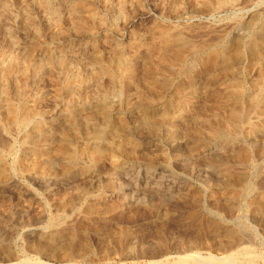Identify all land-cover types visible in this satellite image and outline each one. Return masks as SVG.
Returning <instances> with one entry per match:
<instances>
[{
  "label": "rangeland",
  "instance_id": "obj_1",
  "mask_svg": "<svg viewBox=\"0 0 264 264\" xmlns=\"http://www.w3.org/2000/svg\"><path fill=\"white\" fill-rule=\"evenodd\" d=\"M3 4H7L10 12H7V16V13L0 10V94L3 98L0 102V168L8 173L7 180L0 185V264L15 263L26 258L40 260L44 264H149L153 259L167 256L172 261L168 259L164 264H181L179 257L185 252H192L191 249L195 253L201 250L200 257H209L210 253V256L221 257L242 247L252 250L254 264H264V104L259 106L254 100L264 88V70L261 71L262 76L261 73L256 76L254 72L257 63H251L250 56L245 52L232 68H224L220 64L211 67V73L202 72L203 59L209 57L207 53L211 48L219 46L217 48L222 51L233 49L234 44L239 45L261 34L264 30V0H0L1 7ZM252 13L253 19L248 18ZM177 36H182L186 43L184 46L175 43ZM193 46L199 48L194 51ZM198 77V83L193 85L194 91L193 86L187 90L190 82ZM108 88H116V91L121 88L122 93L121 108L108 109L112 111L110 115H118L119 118H112L111 122L120 123L127 132L130 130L129 133L142 127L143 131L141 129L137 133L139 136L144 134V137L150 136L146 129L148 124L145 123H159L163 127L165 121L157 113L158 107L179 96L180 102L174 101V104H180L184 121L181 122L178 135L188 143L176 149L169 148L168 142L163 141L160 153L157 151L150 157H140L137 147L126 139L121 142V148L105 149L103 154L93 160L86 157L87 154L76 158L77 161L75 157L67 156L70 157L67 161L72 158L71 161H79V165H88L91 171L97 173V179L85 177L65 184L63 180H58L63 174L61 139L67 127L64 118L70 111L80 109L84 117H98V120L92 121L102 122L105 118L102 114L96 115L98 112L92 107L101 101L106 91H110ZM243 88L246 92L238 101L233 95ZM15 92L20 93L19 100L14 99L17 96ZM179 93H183L182 96ZM15 100L19 104L18 110L13 108L12 102ZM142 107H149V111L157 110L151 115L143 113L139 109ZM232 109L240 113L235 120L243 126L244 136L238 141V147L244 152L240 148H223L225 134L219 135L211 130L222 125L223 131L227 132L223 121ZM24 114L31 118V122L20 125L19 120L25 117ZM185 118H188V122ZM38 120L45 123L46 129L51 130L43 135L44 140H52L50 146L43 150L32 149L26 141L31 134L30 129ZM198 128H202L201 133L195 131ZM70 139L79 145V150L87 148L82 145L81 139ZM198 142L206 146L200 148L201 153L193 150L194 143ZM218 143L223 149L218 147ZM122 148L127 151L132 148L128 151H133L132 156L137 153L140 158L151 159L154 166L158 165V170L168 169V173L176 177L175 183L182 192L192 190L195 193L185 201L179 200L177 196L167 200L172 201L168 203V207H171L167 210L169 222L157 221L161 215L155 209L164 204L162 193H158L152 201L150 199L149 203L140 204L126 196L123 199V195L114 194L112 185L115 179L112 173L117 166V159L124 155L120 153ZM69 171L75 172V169ZM51 174L57 176L55 178L59 182H50L48 177ZM40 176H45L46 181L41 182ZM167 186L169 184L164 186V190H167ZM159 189L162 190V186ZM26 205H32L31 209ZM23 207L29 209V213L17 216L16 213L23 210ZM89 207H94V212ZM43 233L49 234L41 238ZM244 233L246 236H243ZM176 251L179 252L176 254ZM165 252L168 255H159ZM214 264L223 263L216 261Z\"/></svg>",
  "mask_w": 264,
  "mask_h": 264
},
{
  "label": "bare ground",
  "instance_id": "obj_2",
  "mask_svg": "<svg viewBox=\"0 0 264 264\" xmlns=\"http://www.w3.org/2000/svg\"><path fill=\"white\" fill-rule=\"evenodd\" d=\"M68 1V0H67ZM208 1V0H207ZM49 2V1H48ZM218 2V1H217ZM225 2H226V0H225ZM219 3V2H218ZM174 4V3H173ZM215 4H217V3H215ZM58 5V4H57ZM176 5H177V3H176ZM59 6V5H58ZM203 6V5H202ZM206 6V5H205ZM213 6H215V5H213ZM221 6V5H220ZM1 7V6H0ZM212 8V7H211ZM8 6H7V4H3L2 5V7H1V11L3 12V13H7L8 12ZM213 9V8H212ZM58 11V10H57ZM9 12H10V10H9ZM8 12V13H9ZM49 12H51V11H49ZM8 13L6 14L7 16H8ZM95 15V14H94ZM255 15H257V14H255ZM253 13L252 14H249L248 15V18H251V19H253ZM24 18H26V17H24ZM76 18V17H75ZM78 18V17H77ZM250 19V20H251ZM82 20V19H81ZM250 20H249V22H250ZM258 20V19H257ZM100 21V20H99ZM80 22V21H79ZM244 22H245V20H244ZM29 23V22H28ZM247 24H248V22H246ZM264 23V22H263ZM27 24V23H26ZM245 24V23H244ZM29 25V24H28ZM100 25V24H99ZM260 27V26H259ZM84 28V27H83ZM175 28V27H174ZM238 29V28H237ZM6 30V29H5ZM32 30H33V28H32ZM241 30V29H240ZM4 31V30H3ZM233 31H235V30H233ZM242 31V30H241ZM5 32V31H4ZM93 32H95V31H93ZM87 33V32H86ZM89 33V32H88ZM54 34H55V32H54ZM225 34H227V33H225ZM37 35V34H36ZM57 35V34H56ZM182 35V34H181ZM7 36V35H6ZM184 36V35H183ZM250 36V35H249ZM53 37H54V35H53ZM57 37V36H56ZM175 37H176V35H175ZM178 38L176 39V41H175V43H178L179 45H185L186 43L185 42H183L184 40L182 39V36H177ZM221 37V36H220ZM224 37H226V36H224ZM252 37V36H251ZM162 38V37H161ZM249 38V37H248ZM56 39V38H55ZM225 39V38H224ZM37 40V39H36ZM237 40L238 39H236V42H237ZM245 40V39H244ZM170 41V40H169ZM220 41V40H219ZM243 40H241L240 42H242ZM205 42V41H204ZM218 42V41H217ZM216 42V43H217ZM222 42V41H221ZM239 42V41H238ZM197 43V42H196ZM210 43V42H209ZM177 44V45H178ZM212 44V43H211ZM176 45V46H177ZM213 45H214V43H213ZM195 46V45H194ZM193 46V47H194ZM205 46V45H204ZM232 46V45H231ZM202 47H203V45H202ZM217 47H219V46H217ZM217 47H213V48H211V50L210 51H208L209 53H207L208 55H209V57H207L206 59L204 58L203 59V71L202 72H204V71H206V72H209V73H211V72H213L212 71V69H211V67H214V66H220V64L222 65L221 67H224L225 68V66L226 67H231V66H233V65H235V64H237L238 63V60L239 59H241L242 58V54H245V52H246V54L248 53V55L250 56V58H251V63H253V62H255L254 64H256L257 66V69L255 70V72H254V74L256 75V76H258V74H260L261 73V71H263L264 70V30L261 32V34H259L258 36H256V37H253L252 39H248V40H245V41H243L241 44H234V48L233 49H227V50H219ZM192 48V47H191ZM199 47H196V49H195V47L193 48L194 49V51L195 50H197ZM170 49V48H169ZM179 50V49H178ZM206 50V49H205ZM209 50V49H208ZM190 51V50H189ZM183 52V51H182ZM207 52V51H206ZM58 53V52H57ZM178 54V53H177ZM183 54V53H182ZM9 55V54H8ZM48 55V54H47ZM162 55V54H161ZM179 55H180V53H179ZM10 56H12V55H10ZM45 56V55H44ZM49 56V55H48ZM57 56V55H56ZM168 56V55H167ZM166 56V57H167ZM176 56V55H175ZM178 56V55H177ZM184 56V55H183ZM8 57V56H7ZM70 57V56H69ZM97 57V56H96ZM114 57V56H113ZM161 57V56H160ZM203 57V56H202ZM205 57V56H204ZM51 58V57H50ZM66 58V57H65ZM71 58V57H70ZM155 58V57H154ZM194 58V57H193ZM245 57H243V59H244ZM13 59V58H12ZM44 59V58H43ZM100 59V58H99ZM170 59V58H169ZM172 59V58H171ZM179 59V58H178ZM181 59V58H180ZM201 59V58H200ZM8 60V59H7ZM60 60V59H59ZM96 60V59H95ZM162 60V59H161ZM249 60V59H248ZM45 61V60H44ZM58 61V60H57ZM64 61V60H63ZM66 61V60H65ZM111 61V60H110ZM171 61H173V60H171ZM184 61V60H183ZM240 61V60H239ZM243 61V60H242ZM12 62H13V60H12ZM17 62V61H16ZM34 62H36V61H34ZM177 62V61H176ZM200 62V61H199ZM42 63V62H41ZM117 63H119V62H117ZM190 63V62H189ZM239 63H241V62H239ZM243 63V62H242ZM4 64H5V62H4ZM6 64H8L7 62H6ZM11 64V63H10ZM37 64V63H36ZM45 64V63H44ZM55 64H57V63H55ZM59 64V63H58ZM57 64V65H58ZM202 64V63H201ZM259 64V65H258ZM24 65V64H23ZM62 65V64H61ZM119 65H121V64H119ZM252 65V64H251ZM27 66V65H26ZM60 66V65H59ZM71 66V65H70ZM106 66V65H105ZM198 66V65H197ZM239 66H241V65H239ZM9 67H11V65L9 66ZM43 67V66H42ZM149 67V66H148ZM235 67V66H234ZM233 67V68H234ZM236 67H238V66H236ZM13 68V67H12ZM69 68V67H68ZM107 68V67H106ZM111 68V67H110ZM119 68V67H118ZM145 68V67H144ZM156 68H158V67H156ZM172 68V67H171ZM176 68V67H175ZM181 68V67H180ZM197 68V67H196ZM205 68V69H204ZM220 68V67H219ZM232 68V67H231ZM241 68H242V66H241ZM247 68V67H246ZM15 69V68H14ZM39 69V68H38ZM71 69V68H70ZM98 69H100V68H98ZM109 69V68H108ZM174 69V68H173ZM217 69V68H216ZM238 69H240L239 67H238ZM10 70V69H9ZM22 70H23V68H22ZM33 70V69H32ZM40 70V69H39ZM103 70V69H102ZM106 70V69H105ZM110 70V69H109ZM153 70V69H152ZM162 70V69H161ZM172 70V69H171ZM215 70V69H214ZM229 70V69H228ZM54 71V70H53ZM107 71V70H106ZM124 71V70H123ZM154 71H156V70H154ZM194 71V70H193ZM216 71V70H215ZM220 71V70H219ZM232 71V70H231ZM238 71H240V70H238ZM7 72V71H6ZM17 72V71H16ZM104 72V71H103ZM149 72V71H148ZM162 72V71H161ZM5 73V72H4ZM36 73H38L37 71H36ZM120 73V72H119ZM163 73V72H162ZM198 73H200L201 74V72H198ZM208 73V74H209ZM241 73V72H240ZM21 74V73H20ZM35 74V73H34ZM110 74V73H109ZM124 74H125V72H124ZM163 74H165V73H163ZM199 74V75H200ZM214 74H216V73H214ZM17 75V74H16ZM19 75V74H18ZM25 75H27V74H25ZM52 75H54V74H52ZM66 75H67V73H66ZM99 75V74H98ZM212 75H213V73H212ZM240 75V74H239ZM263 74L261 73V76H262ZM2 76V75H1ZM15 76V75H14ZM63 76V75H62ZM94 76V75H93ZM116 76V75H115ZM159 76V75H158ZM161 76V75H160ZM159 76V77H160ZM220 76V75H219ZM26 77V76H25ZM56 77V76H55ZM222 77V76H221ZM225 77V76H224ZM228 77V76H227ZM244 77V76H243ZM1 78H3V77H1ZM17 78V77H16ZM34 78H36V77H34ZM57 78V77H56ZM167 78H168V76H167ZM174 78V77H173ZM177 78V77H176ZM185 78H186V76H185ZM214 78V77H213ZM89 79V78H88ZM102 79V78H101ZM78 79H76V81H77ZM111 80V79H110ZM118 80V79H117ZM179 80V79H178ZM192 80V79H191ZM190 80V81H191ZM198 80H199V77H198V79L197 78H194L190 83V85L188 86V87H186L187 88V90L188 89H190L191 90V88H192V86L194 85V83L196 82V83H198ZM220 80V79H219ZM249 80H251V79H249ZM248 80V81H249ZM88 81V80H87ZM91 81V80H90ZM254 81V80H253ZM95 82V81H94ZM221 82V81H220ZM238 82V81H237ZM263 82V81H262ZM6 83V82H5ZM34 83V82H33ZM107 83V82H106ZM115 83V82H114ZM188 83V82H187ZM226 83V82H225ZM242 83V82H241ZM15 84V83H14ZM17 84H19V83H17ZM112 84H113V82H112ZM111 84V85H112ZM116 84V83H115ZM160 84V83H159ZM163 84V83H162ZM161 84V85H162ZM170 84V83H169ZM259 84V83H258ZM260 84H261V82H260ZM146 85H148V84H146ZM238 85V84H237ZM262 86L261 87H263V83L261 84ZM87 86V85H86ZM98 86V85H97ZM120 86V85H119ZM149 86V85H148ZM239 86H241L240 85V83H239ZM238 86V87H239ZM14 87H15V85H14ZM18 87V86H17ZM24 87H26L25 85H24ZM114 87V86H113ZM112 87V88H113ZM123 87V86H122ZM171 87V86H170ZM117 88V87H116ZM116 88H114L113 90H110V88H108L107 90H110V91H106V93L104 94V97L101 99V101L100 102H98L97 104L95 103H93L94 105H93V107L92 108H95V110L98 112H95V113H97L96 115H98V114H102L103 115V117L105 118L102 122H104V123H102V122H99V123H101V124H99L98 122L96 123V120L95 121H92L93 119H97V118H94L93 117V119L91 118V119H88V118H86V117H84V112H83V110H80L79 109V111H76V112H71L70 111V113L64 118V122L66 123V125H67V127L65 128V130H64V132H63V134H62V143H63V145H62V143L60 142V144L62 145V147H61V153H62V155H63V162L61 163V168H62V172H63V174L60 176L61 178L59 179V177H58V180L60 181V180H63L64 182H66L65 184H70V183H72V181H78V180H82V179H84L85 177H90V179L91 180H96L97 178H96V172H94V171H91L90 169H89V167H88V165H79V161L78 162H76L77 160H76V158L78 159L79 157L81 158V156L82 155H85V154H87V156L86 157H91L92 158V160L94 159V158H96L97 156H99V155H101V154H103V151H105V149L107 150L108 148H115V147H118L119 148V146L121 145V142L122 141H124V140H126V139H128L130 142H131V144H133L134 146H136L137 147V152H138V155L140 156V157H150V155L152 154V153H154V152H157V151H159L160 150V146L163 144L162 142L163 141H167L168 142V145H169V148L171 147V148H176V149H179V148H182L185 144H187L188 142L185 140V138H180L179 137V135H178V133H179V130H180V128H181V122H183L184 120H183V117H181V115H182V111H181V107H180V104H174L175 102L174 101H176V102H180V98H179V96H178V99H175L174 101H167L166 102V104L165 105H161L160 107H158V111H157V113L158 114H160V116L164 119V121L165 122H163L162 124H163V127H161L162 125H160L159 123L156 125V124H149V123H145V124H148V126H146V129H147V131H148V133H150L149 135L150 136H147V137H144L143 135V133H140V134H143L142 136L140 135L139 136V134L137 133V132H140L141 131V129H142V127L141 128H138V129H136L135 131H133L135 134H138V135H135L133 132V134L132 133H129V131L127 132V130H125L124 128H122L121 127V124L119 125V124H115V123H112L111 122V120H112V118H114V119H117L118 118V115L115 117V116H113L112 114L110 115V112L112 113V111H110L109 112V108L110 107H113V109L114 108H117V107H119L121 104H122V99H121V95H120V89H119V91H116L115 89ZM180 88H182V87H180ZM201 88V87H200ZM259 88V87H258ZM29 89V88H28ZM27 89V90H28ZM131 89V88H130ZM165 89V88H164ZM194 89V86H193V88H192V90ZM262 89V88H261ZM80 90V89H79ZM101 90V89H100ZM99 90V91H100ZM138 90V89H137ZM142 90V89H141ZM155 90V89H154ZM186 90V91H187ZM200 90V89H199ZM249 90V89H248ZM260 90V89H259ZM18 91V90H17ZM76 91V90H75ZM131 91V90H130ZM133 91V90H132ZM150 91V90H149ZM194 91V90H193ZM255 91V90H254ZM136 92V91H135ZM138 92V91H137ZM181 92V91H180ZM246 92V91H245ZM244 88L243 89H241V90H238L236 93H234V98L235 99H240V97H242L243 95H244ZM261 92V93H260ZM259 93L260 94H258V92H257V94H258V96H256V95H254V96H256L255 97V102H256V104L257 105H261V104H264V88H263V90L262 91H260ZM3 93V92H2ZM46 92H44V94H45ZM72 93H74V92H72ZM95 93V92H94ZM100 93V92H99ZM98 93V94H99ZM144 93H146V92H144ZM167 93V92H166ZM177 93V92H176ZM196 93V92H195ZM14 94H16V92L14 93ZM122 94V93H121ZM124 94V93H123ZM181 93H179V95H180ZM183 94V93H182ZM182 94H181V96H182ZM210 94V93H209ZM247 94V93H246ZM11 95V94H10ZM17 96L16 97H14V99H18L19 100V97L21 96L20 95V93H17L16 94ZM74 95V94H73ZM77 95V94H76ZM136 95V94H135ZM147 95V94H146ZM148 95H150L151 96V94H148ZM178 95V94H177ZM248 95V94H247ZM42 96V95H41ZM69 96H72L71 94L69 95ZM88 96V95H87ZM143 96V95H142ZM149 96V97H150ZM154 96V95H153ZM170 96H172V95H170ZM193 96V95H192ZM214 96V95H213ZM253 96V95H252ZM25 97V96H24ZM23 97V98H24ZM124 97V96H123ZM122 97V98H123ZM173 97V96H172ZM208 97V96H207ZM220 97H221V95H220ZM249 97V96H248ZM250 97H251V95H250ZM87 98V97H86ZM101 97L99 96V99H100ZM175 98V97H174ZM173 98V99H174ZM252 98V97H251ZM1 99H3L2 98V94H0V102H1ZM9 99V98H8ZM21 99V98H20ZM98 99V100H99ZM138 99V98H137ZM144 99V98H143ZM33 100H34V98H33ZM97 100V101H98ZM141 100V99H140ZM182 100V99H181ZM225 100V99H224ZM242 100V99H241ZM246 100V99H245ZM11 101V100H10ZM70 101V100H69ZM76 101V100H75ZM96 101V102H97ZM198 101V100H197ZM216 101V100H215ZM226 101V100H225ZM230 101V100H229ZM239 101V100H238ZM253 101V100H252ZM252 101H250V102H252ZM33 102V101H32ZM133 102V101H132ZM145 102V100L143 101V103ZM182 102V101H181ZM222 102V101H221ZM13 103V108L15 107V109L19 106V104H18V102H16V100H15V102L13 101L12 102ZM140 103V102H139ZM225 103V102H224ZM223 103V104H224ZM9 104V103H8ZM32 104V103H31ZM92 104V103H91ZM90 104V105H91ZM132 104V103H131ZM232 104V103H231ZM2 105V104H1ZM129 105V104H128ZM242 105H244V104H242ZM241 105V106H242ZM256 105V106H257ZM8 106V105H7ZM38 106V105H37ZM86 106V105H85ZM144 106V105H143ZM148 106V105H147ZM196 106V105H195ZM198 106V105H197ZM229 106V105H228ZM227 106V107H228ZM251 106H253V104H251ZM259 106H258V109H261V107L259 108ZM1 107V106H0ZM65 107V106H64ZM190 107V106H189ZM209 107V106H208ZM250 107V105L248 106V109H250L249 108ZM254 107V106H253ZM21 108V107H20ZM19 108V109H20ZM31 108V107H30ZM81 108V107H80ZM87 108V107H86ZM119 108H121V107H119ZM131 108V107H130ZM138 108V107H137ZM183 108V107H182ZM198 108V107H197ZM254 108H256V107H254ZM140 110H142V111H144L143 113H150L151 115H153L154 113H156V111L155 110H157V109H153V110H150L149 111V107H142V108H139ZM150 109H151V107H150ZM188 109V108H187ZM229 109V108H228ZM237 109V108H236ZM235 109V110H236ZM246 109V108H245ZM16 110H18V108L16 109ZM31 110V109H30ZM136 110V109H135ZM183 110V109H182ZM191 110V109H190ZM213 110V109H212ZM234 109H232V111L231 112H229V114H228V116H226L227 118H225L224 119V127H226V129L228 130L227 132L226 131H223V127H222V125H220V126H216L214 129H211V130H213L214 131V133H217V134H219V135H222L223 133L225 134V135H223V137H224V139H222V141L221 142H223V140L225 141V143H224V145H222V147L223 148H229V149H233V150H239V148L240 147H238V141L240 140V138L241 137H243L244 136V134H242V127L243 126H241L239 123H238V120L236 121L235 119L239 116V114L240 113H235L234 111H235ZM264 109H263V107H262V111H263ZM21 111H23V110H21ZM125 111H127V110H125ZM141 111V112H142ZM204 111V110H203ZM252 111V110H251ZM254 111V110H253ZM17 112V111H16ZM108 112H109V115H108ZM122 112V111H121ZM177 112H180L181 114H177ZM239 112V111H238ZM244 112V111H243ZM7 113V112H6ZM19 113H20V110H19ZM153 113V114H152ZM249 113V112H248ZM9 114V113H8ZM18 114V113H17ZM177 114V115H176ZM199 114V113H198ZM223 114V113H222ZM245 114V113H244ZM25 115V114H24ZM58 115V114H57ZM100 115H98V116H100ZM136 115V114H135ZM140 115V114H139ZM15 116H16V114H15ZM18 116H19V114H18ZM21 116V115H20ZM31 116V115H30ZM86 116H90L89 114H87ZM190 116V115H189ZM188 116V117H189ZM241 116H243V115H241ZM252 116H253V114H252ZM262 116V115H261ZM5 117H8V116H5ZM14 117V116H13ZM17 117V116H16ZM129 117V116H128ZM170 117H171V119H170ZM186 117V116H185ZM197 117V116H196ZM248 117V116H247ZM251 117V116H250ZM255 117V116H254ZM23 119H20L19 121L17 120L16 122H19V124L21 125L22 123H26V122H31V118L29 117V116H26L25 115V117H22ZM213 118H214V116H213ZM5 119V118H4ZM9 119V118H8ZM15 119V118H14ZM17 119V118H16ZM119 119V118H118ZM155 119V118H154ZM157 119V118H156ZM186 119V118H185ZM188 119V118H187ZM187 119H186V121H187ZM241 119H243V118H241L240 117V122H242L243 120H241ZM257 119V118H256ZM63 120V119H62ZM98 120V119H97ZM100 120V119H99ZM214 120V119H213ZM216 120V119H215ZM223 120V119H222ZM255 120V119H254ZM3 121V120H2ZM55 121V120H54ZM154 121H156V120H154ZM158 121V120H157ZM190 121H191V119H190ZM192 121H193V119H192ZM194 121H197V120H194ZM206 121V120H205ZM236 121V122H235ZM249 121V120H248ZM256 121H258V120H256ZM16 122H15V124H16ZM36 122V121H35ZM63 122V121H62ZM137 122V121H136ZM149 122V121H148ZM153 122V121H152ZM160 122V121H159ZM188 122V121H187ZM246 122V121H245ZM250 122V121H249ZM129 123V122H128ZM143 123V122H142ZM193 123H195V122H193ZM243 123V122H242ZM45 124V123H44ZM44 124H43V122H41V121H39L38 120V122H36L35 123V125H33V127L30 129L31 131V134L29 135V138H28V140H26L27 141V143H28V145L32 148V149H39V150H43V149H46V148H48L49 146H50V142L52 141H50L49 142V140H44L43 138V135L46 133V131L48 132V131H51L50 129L48 130V129H46V127H44ZM64 124V123H63ZM125 124V123H124ZM136 124V123H135ZM205 124V123H204ZM204 124H202V126L204 125ZM222 124V123H221ZM252 124V123H251ZM6 125V124H5ZM143 125V124H142ZM186 125H188V124H186ZM198 125H199V123H198ZM207 125V124H206ZM212 125V124H211ZM218 125H219V123H218ZM244 125V124H243ZM246 125V124H245ZM123 126V125H122ZM138 126V125H137ZM136 126V127H137ZM201 126V127H202ZM205 126V125H204ZM210 126V125H209ZM250 126H252V125H250ZM254 126V125H253ZM139 127V126H138ZM208 127V126H207ZM16 128V127H15ZM62 128V127H61ZM128 128V127H127ZM144 128V127H143ZM256 128V127H255ZM62 129H64V128H62ZM145 129V128H144ZM187 129V128H186ZM190 129H191V127H190ZM206 129H209V128H206ZM205 128L203 129V130H206ZM4 130V129H3ZM54 131L56 130V129H53ZM192 130V129H191ZM194 130V129H193ZM255 130V129H254ZM19 131V130H18ZM142 131H143V129H142ZM182 131H185V130H182ZM187 131H188V129H187ZM195 131H197V133H201L202 132V128H198L197 130H195ZM212 131V132H213ZM181 132V131H180ZM206 132H209V131H206ZM248 132V131H247ZM10 133V132H9ZM57 133V132H56ZM182 133V132H181ZM180 133V134H181ZM195 132H193V134H194ZM211 133V132H210ZM222 133V134H221ZM3 134V133H2ZM6 134V133H5ZM14 134H16V133H14ZM52 134V133H51ZM184 134H185V132H184ZM246 134V133H245ZM253 134V133H252ZM58 135V134H57ZM132 135V136H131ZM146 135V134H145ZM191 135V134H190ZM201 135V134H200ZM203 135V134H202ZM208 136H209V134H207ZM211 135H213V133L211 134ZM243 135V136H242ZM77 137V139H81L82 140V145L84 144L85 145V147H87V148H85V149H82V150H79V145L78 144H74L71 140L72 139H70V138H73V137ZM189 136V135H188ZM246 136H247V134H246ZM263 136H264V132H263ZM262 136V137H263ZM4 137V136H3ZM26 137V136H25ZM80 137V138H79ZM216 137V136H215ZM9 138V137H8ZM196 138V137H195ZM210 138V137H209ZM259 138H261V137H259ZM13 139V138H12ZM25 139V138H24ZM187 139V138H186ZM194 139V138H193ZM197 139V138H196ZM218 139V138H217ZM216 139V140H217ZM9 140V139H8ZM21 140H23V139H21ZM132 140V141H131ZM188 140V139H187ZM199 140V139H198ZM220 140V139H219ZM242 140V139H241ZM257 140V139H256ZM15 141V140H14ZM74 141V140H73ZM205 141V140H204ZM128 142V141H127ZM191 142H193V140H191ZM203 142V141H202ZM200 143V142H198V144H196V143H194V145H193V150H195V152L196 153H201L202 151L200 150V148H202V147H204L205 145L203 144V143ZM206 142V141H205ZM204 142V143H205ZM77 143H79V141L77 142ZM128 144V143H127ZM190 144V143H189ZM192 144V143H191ZM207 144V143H206ZM216 144V143H215ZM220 143H218L217 145H219ZM6 145V144H5ZM123 145V144H122ZM216 145V146H217ZM221 145V144H220ZM220 145L218 146L219 148H221L220 147ZM129 146V145H128ZM132 146V145H131ZM186 146H188V145H186ZM189 146H191V145H189ZM188 146V147H189ZM258 146V145H257ZM122 146H120V148H121ZM126 147V146H125ZM130 147V146H129ZM166 147V146H165ZM206 147V146H205ZM241 147H242V145H241ZM118 148H116L117 150H119ZM167 148V147H166ZM185 148V147H184ZM183 148V149H184ZM223 148H221V149H223ZM132 149V148H131ZM130 149V150H131ZM162 149H164V147L162 148ZM186 149V148H185ZM209 149V151H210V148H208ZM241 149V148H240ZM13 150V149H12ZM55 150V149H54ZM121 151H120V153L122 152L124 155H122V157H119L118 159H117V161H116V168H114L113 170H115L113 173H112V176H113V179H115L114 180V183H113V188L115 189V191H114V194H118V195H123V199H124V197L126 196V197H128L129 198V200H131V201H134V202H137L138 204H140V203H149V201H150V199H151V201H152V198L153 197H157V195H159L158 193H162L160 196L163 198H165L164 199V204H163V206L162 207H159V208H157V209H155V210H157L158 211V213L161 215L158 219H157V221H164V220H166V222L168 221L169 222V217H168V211L167 210H169L168 208H171V207H168V203H170V202H172V201H167V200H169V199H172L173 200V198H175L176 196L179 198V200H184L185 201V199L187 198V197H189L190 195H192V194H195V193H193L192 192V190H187L188 192H182L181 190V188H180V186H177L176 185V183H175V179H176V177H172V175L171 174H169L168 173V169L167 170H158V165H157V167L156 166H154L155 164H153V162H152V160L151 159H148V158H140V157H138V155H136L135 154V156H132V152L133 151H131V153H129L128 151H130V150H126V149H124V148H122V149H120ZM165 150V149H164ZM182 150V149H181ZM180 150V151H181ZM204 150H206L205 148H204ZM219 150V149H218ZM217 150V151H218ZM232 150V151H233ZM242 150V149H241ZM250 150V149H249ZM258 150V149H257ZM114 151H116V150H114ZM162 151V150H161ZM206 151H208V150H206ZM228 151V150H227ZM243 151V150H242ZM109 152V151H108ZM110 152H113V151H111L110 150ZM222 152V151H221ZM244 152V151H243ZM250 152V151H249ZM105 153V152H104ZM114 153H116V152H113V154ZM118 153V152H117ZM135 153V152H134ZM133 153V154H134ZM159 153H160V151H159ZM252 153V152H251ZM52 154V153H51ZM50 154V155H51ZM112 156H113V154L112 153H110ZM131 154V155H130ZM164 154V153H163ZM162 154V155H163ZM180 154V153H179ZM237 154H238V152H237ZM246 154V153H245ZM32 155V154H31ZM57 155V154H56ZM107 155V154H106ZM117 155V154H116ZM185 155V154H184ZM215 155V154H214ZM213 155V156H214ZM222 155V154H221ZM224 155V154H223ZM227 155V154H226ZM231 155V154H230ZM244 155V154H243ZM252 155V154H251ZM257 155H258V153H257ZM264 155V154H263ZM67 156H73V157H75V162L74 161H71L72 160V158L69 160V161H67V158L69 159L70 157H67ZM192 156V155H191ZM215 156H217V155H215ZM245 156V155H244ZM249 156V155H248ZM53 157V156H52ZM51 157V158H52ZM60 157V156H59ZM114 157H115V155H114ZM118 157V156H117ZM176 157H178V156H176ZM242 157V156H241ZM255 157V156H254ZM40 158H42V157H40ZM39 158V159H40ZM110 158H112V157H110ZM211 158V157H210ZM225 158H227V157H225ZM249 157H247V159H248ZM31 159V158H30ZM39 159H37V160H39ZM64 159H65V161H64ZM216 159H218V158H216ZM232 159V158H231ZM244 159V158H243ZM246 159V160H247ZM56 160H57V158H56ZM99 160V159H98ZM164 160V159H163ZM262 160V159H261ZM25 161V160H24ZM41 161H43V160H41ZM46 161V160H45ZM49 161V160H48ZM82 161V160H81ZM96 161V160H95ZM108 161V160H107ZM106 161V162H107ZM230 161V160H229ZM240 161V160H239ZM238 161V162H239ZM249 161V160H248ZM256 161V160H255ZM88 162H89V160H88ZM92 162H94V161H92ZM105 162V161H104ZM114 162V161H113ZM188 162V161H187ZM33 163V162H32ZM38 163V162H37ZM41 163V162H40ZM84 163V162H83ZM90 163H91V161H90ZM89 163V164H90ZM96 163V162H95ZM99 163V162H98ZM251 163V162H250ZM46 164V163H45ZM44 164V165H45ZM80 164H82L81 162H80ZM108 164V163H107ZM115 164V163H114ZM227 164V163H226ZM243 164V163H242ZM247 164V163H246ZM93 164H91V166H92ZM176 165V164H175ZM229 165V164H228ZM233 165V164H232ZM255 165V164H254ZM5 166V165H4ZM33 166H34V164H33ZM46 166V165H45ZM58 166V165H57ZM90 166V165H89ZM113 166H115V165H113ZM225 166H227V165H225ZM242 166V165H241ZM17 167V166H16ZM233 167V166H232ZM264 167V166H263ZM226 168H228V167H226ZM55 169V168H54ZM70 169H75V172H70L69 170ZM110 169V168H109ZM203 169V168H202ZM225 169V168H224ZM18 170V169H17ZM34 170V169H33ZM51 170V169H50ZM112 170V171H113ZM197 170V169H196ZM199 170V169H198ZM197 170V171H198ZM228 170H230L229 168H228ZM232 170V169H231ZM233 170H234V168H233ZM7 170H5V169H3V168H0V185H2L7 179V177H8V173L6 172ZM11 171V170H10ZM45 171V170H44ZM107 171V170H106ZM236 171V170H235ZM38 172V171H37ZM42 172V171H41ZM227 172V171H226ZM54 173V172H53ZM199 173V172H198ZM240 173V172H239ZM42 174V173H41ZM197 174V173H196ZM201 174V173H200ZM247 174V173H246ZM251 174H252V172H251ZM54 175V174H53ZM53 175L51 174L48 178H49V181L50 182H54V183H57L56 181H58L55 177H57V176H55V177H53ZM198 175V174H197ZM245 175V174H244ZM26 176V175H25ZM240 176V175H239ZM257 176V175H256ZM41 178H42V181L41 182H45L46 181V178H45V176L44 177H42V176H40ZM229 177V176H228ZM47 178V179H48ZM104 178V177H103ZM107 178V177H106ZM172 178H173V180H172ZM225 178V177H224ZM245 178V177H244ZM6 179V180H5ZM35 179H37L36 178V176H35ZM231 178H229V180H230ZM246 179V178H245ZM244 179V180H245ZM111 180V182H112V179H110ZM182 180V179H181ZM40 181V178H38V182ZM58 181V182H59ZM232 181V180H231ZM10 182V181H9ZM83 182V181H82ZM93 182V181H92ZM99 182V181H98ZM16 183V182H15ZM14 183V184H15ZM78 183V182H77ZM76 183V184H77ZM81 183V182H80ZM86 183V182H85ZM182 183V182H181ZM184 183V182H183ZM40 184V183H39ZM75 184V185H76ZM167 184H169V186H167L166 188H167V190L165 189L164 190V186H166ZM225 184V183H224ZM233 184V183H232ZM242 184V183H241ZM13 185V184H12ZM11 185V186H12ZM60 185V184H59ZM72 185V184H71ZM78 185V184H77ZM81 185V184H80ZM86 185V184H85ZM90 185V184H89ZM88 185V186H89ZM95 185V184H94ZM109 185H111V184H109ZM249 185V184H248ZM247 185V186H248ZM61 186V185H60ZM100 186V185H99ZM158 186H160V187H158ZM161 186H162V190H160L159 188H161ZM252 186V185H251ZM14 187V186H13ZM30 187V186H29ZM66 187V186H65ZM95 187H97V186H95ZM5 188V187H4ZM16 188V187H15ZM84 188V187H83ZM218 188V187H217ZM9 189V188H8ZM97 189V188H96ZM184 189V188H183ZM98 190V189H97ZM109 190V189H108ZM212 190V189H211ZM248 190V189H247ZM2 191H3V189H2ZM22 191V190H21ZM90 191V190H89ZM246 191V190H245ZM13 192V191H12ZM11 192V193H12ZM73 192V191H72ZM75 192V191H74ZM85 192V191H84ZM107 192V191H106ZM196 192V191H195ZM14 193V192H13ZM70 193V192H69ZM201 193V192H200ZM249 193V192H248ZM253 193V192H252ZM14 194H16V193H14ZM202 194V193H201ZM7 195V194H6ZM78 195V194H77ZM164 195V196H163ZM252 195V194H251ZM67 196V195H66ZM65 196V197H66ZM76 196V195H75ZM80 196V195H79ZM83 196V195H82ZM87 196V195H86ZM16 197V196H15ZM29 197V196H28ZM21 198V197H20ZM24 198V197H23ZM128 198H126V199H128ZM168 198V199H167ZM16 199H18V197L16 198ZM22 199V198H21ZM64 199V198H63ZM90 199V198H89ZM155 199V198H154ZM189 199V198H188ZM32 200V199H31ZM38 200V199H37ZM175 200V199H174ZM177 200V199H176ZM178 200V201H179ZM60 201V200H59ZM67 201V200H66ZM106 201V200H105ZM123 201V200H122ZM244 201V200H243ZM7 202V201H6ZM23 202V201H22ZM30 202V201H29ZM38 202V201H37ZM133 202V203H134ZM181 202V201H180ZM2 203V202H1ZM9 203V202H8ZM61 203V202H60ZM70 203V202H69ZM76 203V202H75ZM82 203V202H81ZM165 203H167V204H165ZM176 203V202H175ZM31 204V203H30ZM36 204V203H35ZM68 204V203H67ZM71 204V203H70ZM77 204V203H76ZM89 204H91V203H89ZM94 204V203H93ZM92 204V205H93ZM99 204V203H98ZM127 204V203H126ZM152 204V203H151ZM173 204H174V202H173ZM240 204V203H239ZM14 205H16V204H14ZM73 205V204H72ZM95 205H96V203H95ZM110 205V204H109ZM115 205V204H114ZM146 205V204H145ZM68 206V205H67ZM71 206V205H70ZM91 206V205H90ZM108 206V205H107ZM128 206V205H127ZM147 206V205H146ZM148 206H149V204H148ZM160 206V205H159ZM182 206V205H181ZM224 206V205H223ZM16 207V206H15ZM22 207V206H21ZM26 207L27 208H29V209H31V207H32V205H26ZM26 207H23L24 209L23 210H21V211H18L16 214H18L17 216H19V217H21L22 215H24V214H28L29 213V209H27ZM59 207V206H58ZM95 207V206H94ZM94 207H89V209L90 210H93V212H94ZM112 207V206H111ZM175 206H173V208H174ZM195 207V206H194ZM232 207V206H231ZM14 208V207H13ZM66 208V207H65ZM64 208V209H65ZM68 208V207H67ZM72 208V207H71ZM85 209H86V207H84ZM151 208V207H150ZM230 208V207H229ZM228 208V209H229ZM7 209V208H6ZM84 209V210H85ZM134 209V208H133ZM144 209V208H143ZM230 209H232V208H230ZM250 209V208H249ZM15 210V209H14ZM40 210V209H39ZM63 210V209H62ZM83 210V209H82ZM87 210V209H86ZM86 210H85V212H86ZM90 210H88V211H90ZM110 210V209H109ZM222 210V209H221ZM64 211H66V210H64ZM105 211V210H104ZM145 211H147V209L145 210ZM175 211V210H174ZM30 212H31V210H30ZM101 212V211H100ZM99 212V213H100ZM226 212V211H225ZM3 213V212H2ZM46 213V212H45ZM57 213V212H56ZM63 213V212H62ZM87 213H89V212H87ZM91 213V212H90ZM96 213H98V212H96ZM176 213V212H175ZM8 214V213H7ZM59 214V213H58ZM80 214V213H79ZM94 214V213H93ZM155 214H157V212H155ZM158 214V215H159ZM191 214V213H190ZM88 215V214H87ZM90 215V214H89ZM54 217V216H53ZM86 217V216H85ZM145 217V216H144ZM156 217V216H155ZM2 218V217H1ZM39 218V217H38ZM32 219V218H31ZM35 219V218H34ZM105 219V218H104ZM149 219V218H148ZM243 219V218H242ZM29 220V219H28ZM97 220V219H96ZM66 222V221H65ZM228 222V221H227ZM25 223V222H24ZM26 223H28V222H26ZM224 223H226V222H224ZM65 224V223H64ZM141 224V223H140ZM147 224V223H146ZM29 225V224H28ZM185 225V224H184ZM187 225V224H186ZM55 226V225H54ZM56 227V226H55ZM59 227V226H58ZM64 227V226H63ZM47 228V227H46ZM78 228V227H77ZM80 228H83V227H81L80 226ZM134 228V227H133ZM243 228H244V226H243ZM55 229V228H54ZM238 229H239V227H238ZM60 230V229H59ZM64 230V229H63ZM82 230V229H81ZM131 230V229H130ZM79 231V230H78ZM48 232V231H47ZM60 232V231H59ZM63 232V231H62ZM70 232V231H69ZM84 232V231H83ZM245 232V231H244ZM64 233V232H63ZM246 233V232H245ZM245 233H244V235L243 236H246L245 235ZM49 234V233H48ZM48 234L46 233H43L40 237L41 238H45L46 236H48ZM51 234V233H50ZM54 234V233H53ZM131 235V234H130ZM248 235V234H247ZM124 236H127V235H125L124 234ZM250 236H252V235H250ZM2 237V236H1ZM35 237V236H34ZM38 237H39V235H38ZM69 237V236H68ZM253 237V236H252ZM244 238V237H243ZM80 239V238H79ZM31 240V239H30ZM42 240V239H41ZM28 241V240H27ZM32 241H35V240H32ZM256 242V241H255ZM251 243V242H250ZM249 243V244H250ZM2 244V243H1ZM33 244V243H32ZM248 244V245H249ZM41 246V245H40ZM192 246V245H191ZM37 247H38V245H37ZM33 248V247H32ZM174 248V247H173ZM237 248V247H236ZM182 249H184V248H182ZM174 250V249H173ZM188 250V249H187ZM192 250V252L190 251V253H187V252H185L186 254H182L180 257L178 256V255H176V256H178L179 257V260L183 263V264H214V262H222L223 264H254V262H253V256H252V250L249 248V250L251 251V253H250V251L248 250V248H245V247H242V248H238L236 251L234 250V252H233V250H232V252L231 253H227V255H224V256H221V257H216V256H210V254H212V253H210L209 254V257H205V256H208V255H205L204 257H200V253H199V251H201V250H199L197 253H199V254H197V253H195V252H193V249H191ZM195 251H196V249H194ZM147 251V250H146ZM231 251V250H230ZM37 252H38V250H37ZM41 252V251H40ZM43 252V251H42ZM174 252V251H173ZM179 252V251H178ZM177 251H176V254L178 253ZM188 252H189V250H188ZM209 252V251H208ZM212 252V251H211ZM39 253V252H38ZM63 253H65V252H63ZM168 253H170V252H168ZM181 253H182V251H181ZM251 255H250V254ZM66 254V253H65ZM167 253L165 252V254H159V255H166ZM148 255V254H147ZM168 255V254H167ZM171 255V254H170ZM258 255V254H257ZM25 256L26 255H24V258H25ZM202 256V255H201ZM253 258H252V257ZM28 257V256H27ZM148 257V256H147ZM161 257V256H160ZM172 258H173V256H171ZM240 257H242L241 259L242 260H239L240 259ZM4 258V257H3ZM11 258V257H10ZM19 258V257H18ZM152 258V257H151ZM155 258H157V257H155ZM170 258V257H169ZM168 256H167V258L166 257H161V258H159L158 257V259H150V260H152V261H149V264H164V262H166L168 259ZM31 259V258H30ZM30 259H28V258H26V259H24V260H20V261H18V262H16L15 261V263L13 262V263H8V264H44L42 261H40V260H30ZM68 260V259H67ZM70 260V259H69ZM170 260V259H169ZM168 260V261H169ZM173 260H174V258H173ZM178 260V259H177ZM177 260H175V261H177ZM4 261V260H3ZM60 261V260H59ZM170 261H172V260H170ZM45 263H47V262H45ZM175 263V262H174ZM179 262H177L176 264H178ZM181 263V264H182ZM69 264V263H68ZM74 264V263H73ZM75 264H77V263H75ZM256 264V263H255Z\"/></svg>",
  "mask_w": 264,
  "mask_h": 264
}]
</instances>
